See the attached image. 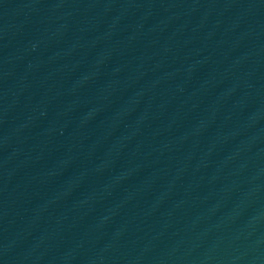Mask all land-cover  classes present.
<instances>
[{
    "label": "water",
    "instance_id": "water-1",
    "mask_svg": "<svg viewBox=\"0 0 264 264\" xmlns=\"http://www.w3.org/2000/svg\"><path fill=\"white\" fill-rule=\"evenodd\" d=\"M0 264H264V0H0Z\"/></svg>",
    "mask_w": 264,
    "mask_h": 264
}]
</instances>
